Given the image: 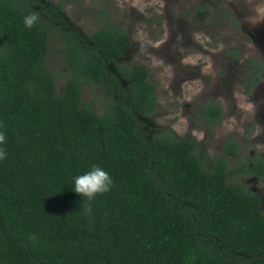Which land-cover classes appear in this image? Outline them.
Returning <instances> with one entry per match:
<instances>
[{
  "label": "trees",
  "instance_id": "trees-1",
  "mask_svg": "<svg viewBox=\"0 0 264 264\" xmlns=\"http://www.w3.org/2000/svg\"><path fill=\"white\" fill-rule=\"evenodd\" d=\"M38 6L0 0V264H264V197L236 179L264 177V157L230 167L236 139L212 160L194 136L149 133L156 83L117 62L130 33L85 34L62 24V2ZM56 33L61 92L46 62ZM102 83L98 114L82 90Z\"/></svg>",
  "mask_w": 264,
  "mask_h": 264
},
{
  "label": "rangeland",
  "instance_id": "rangeland-1",
  "mask_svg": "<svg viewBox=\"0 0 264 264\" xmlns=\"http://www.w3.org/2000/svg\"><path fill=\"white\" fill-rule=\"evenodd\" d=\"M36 1L49 11L62 2V24L85 34L113 26L130 33L132 46L117 62L142 63L156 83V108L142 119L149 133L194 136L212 160L227 140L236 139L241 148L226 155L230 167L254 154L264 157V0ZM46 53L61 92L59 33L50 36ZM82 94L98 114L112 102L106 83L88 84ZM211 103L223 111L214 123L205 113ZM236 179L264 197V177L247 173Z\"/></svg>",
  "mask_w": 264,
  "mask_h": 264
},
{
  "label": "flooded vegetation",
  "instance_id": "flooded-vegetation-1",
  "mask_svg": "<svg viewBox=\"0 0 264 264\" xmlns=\"http://www.w3.org/2000/svg\"><path fill=\"white\" fill-rule=\"evenodd\" d=\"M222 109V108H221ZM223 112V111H222Z\"/></svg>",
  "mask_w": 264,
  "mask_h": 264
}]
</instances>
